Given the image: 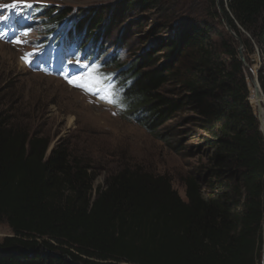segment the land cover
<instances>
[{
    "label": "trees",
    "instance_id": "trees-1",
    "mask_svg": "<svg viewBox=\"0 0 264 264\" xmlns=\"http://www.w3.org/2000/svg\"><path fill=\"white\" fill-rule=\"evenodd\" d=\"M189 1L124 4L167 16L182 12ZM207 5L209 20L178 25L177 42L163 50L177 58L165 71L149 51L123 62L118 45L105 39L111 21L99 8L90 18L72 16L69 9L38 10L49 34L68 28L65 48L99 61L98 86L111 82L113 105L147 132L190 111L194 128L210 136L207 175L218 185L206 194L189 177L184 202L167 177L125 169L107 178L93 197L89 166L64 147L47 155L48 139L30 135L0 113V221L12 232L0 243V264L260 263L264 144L255 91L235 41L213 33L212 23L219 7L245 53L253 55L249 66H259L264 98V0H207ZM242 32L254 37L258 59ZM169 83L177 86L178 99L161 96Z\"/></svg>",
    "mask_w": 264,
    "mask_h": 264
},
{
    "label": "rangeland",
    "instance_id": "rangeland-1",
    "mask_svg": "<svg viewBox=\"0 0 264 264\" xmlns=\"http://www.w3.org/2000/svg\"><path fill=\"white\" fill-rule=\"evenodd\" d=\"M26 2L31 5H52L55 9H69L72 16L76 14L84 18L91 16L99 8V14L110 18V29L104 35L108 43L110 41L118 45L120 59L128 62L149 51L156 55V67L162 71L172 64L175 65L177 55L170 56L163 50L169 43L177 42V33L182 29V26L178 25H184L194 19L200 22L210 18L207 0H190L189 7H184L182 12L167 16L164 12L154 10H128L124 4L126 0ZM12 3L13 0H0V5ZM22 7L11 11L0 9V16L8 17L7 20L0 21L1 114L10 116L15 125L27 130L30 135L48 139L50 144L47 155L52 149L64 147L72 157L76 156L84 166H89V171L95 174L92 183L93 197L96 188H104L107 178L125 169L167 177L171 187L184 202V183L189 177H192L206 194H210V188H217L218 182L211 180L207 175V166L213 154L208 144L210 136L194 128L190 111L177 112L168 123L157 127L155 132H147L133 119L126 118L121 109L102 106L107 100L97 99L95 93L82 87L71 88L68 79L72 78L73 74L46 73L54 67L53 64L45 63V60L43 66H40L42 71L27 65L28 62L23 57L27 56L31 61L37 51L35 38L39 35L41 25L33 20V15L29 16L32 22L24 24L20 21L21 14H15ZM121 7L123 10L120 13ZM26 14L25 12L24 15ZM218 15L220 17L212 23L213 33L228 35L235 41L239 50L238 42L226 30V19L219 9ZM106 22L101 25L104 26ZM242 35L243 39L250 42L258 59V45L254 37L247 32H242ZM216 37L213 39L215 42ZM242 53L249 65L253 61V55L245 53L244 48ZM257 61L258 64L261 63L260 59ZM70 63L77 62L71 60ZM249 68L250 70L245 69L251 77L253 73L258 75L259 66ZM107 88L106 86L100 89V93L109 95ZM160 93L167 99L179 98L175 83L167 84ZM262 99L264 101L263 97ZM259 120L257 110L258 129L264 144ZM9 236H12V232L6 222L1 220L0 243ZM263 254L262 246L259 264L264 258Z\"/></svg>",
    "mask_w": 264,
    "mask_h": 264
},
{
    "label": "snow or ice",
    "instance_id": "snow-or-ice-1",
    "mask_svg": "<svg viewBox=\"0 0 264 264\" xmlns=\"http://www.w3.org/2000/svg\"><path fill=\"white\" fill-rule=\"evenodd\" d=\"M21 6L30 8L32 5L30 3H27L26 0H13V3L10 5H0V9L6 8V9L11 11V10H15L16 8L21 7ZM7 19H8L7 16H0V21L7 20ZM17 42H20V41H17ZM23 59H25L26 62H29L27 56L23 57ZM77 63H79V61H77ZM69 82L74 83L76 86L84 87L86 90L96 89L97 91H99V88L97 86L102 83V77H99L95 73V70L93 69V71L90 72L87 75V77H81L80 80H77V81L70 80ZM101 99H105L109 103L113 102L110 94L101 97Z\"/></svg>",
    "mask_w": 264,
    "mask_h": 264
},
{
    "label": "water",
    "instance_id": "water-1",
    "mask_svg": "<svg viewBox=\"0 0 264 264\" xmlns=\"http://www.w3.org/2000/svg\"><path fill=\"white\" fill-rule=\"evenodd\" d=\"M218 9H219V7H218ZM225 27H226L227 32H229L236 39V41L239 44L238 53H239V59H240V61L242 62V64L244 65L245 68H247V69L250 70L249 65L245 62L244 55L242 53L243 43L238 39V37L236 36V34H234L231 31V28H230V26H229V24L227 22V19H226V22H225ZM252 85H253V88H254V91H255L256 108L258 110V118H259L260 117L259 116V111H260L259 110L260 109L259 100H260V96H263V93H262V91L259 88L258 79H257V76L254 73H253V77H252ZM259 122H260V120H259ZM262 243H263V253H264V220H263V237H262Z\"/></svg>",
    "mask_w": 264,
    "mask_h": 264
},
{
    "label": "clouds",
    "instance_id": "clouds-1",
    "mask_svg": "<svg viewBox=\"0 0 264 264\" xmlns=\"http://www.w3.org/2000/svg\"><path fill=\"white\" fill-rule=\"evenodd\" d=\"M42 7L46 8V9H47V8H48V9H52V10H60V9H55V8H53L52 5H51V6H46V5H43V4H32V6L30 7L28 13L31 14V15H32V14H35V12H38V10H39L40 8H42ZM22 8L24 9V7H22ZM22 8H20L19 11H21ZM19 11H18V12H19ZM18 12H17V13H18ZM35 15H37V13H36ZM44 17H45V16H44V15H41V13L37 15V19L40 20L39 24H40L41 26H42V24L45 25V23H41V20H42V18H44Z\"/></svg>",
    "mask_w": 264,
    "mask_h": 264
},
{
    "label": "bare ground",
    "instance_id": "bare-ground-1",
    "mask_svg": "<svg viewBox=\"0 0 264 264\" xmlns=\"http://www.w3.org/2000/svg\"><path fill=\"white\" fill-rule=\"evenodd\" d=\"M21 67V66H20ZM256 100V98H255ZM259 103H260V111H259V118H260V129H262V132L264 134V101L262 99V97L260 96V100H259Z\"/></svg>",
    "mask_w": 264,
    "mask_h": 264
},
{
    "label": "built area",
    "instance_id": "built-area-1",
    "mask_svg": "<svg viewBox=\"0 0 264 264\" xmlns=\"http://www.w3.org/2000/svg\"><path fill=\"white\" fill-rule=\"evenodd\" d=\"M264 255V254H263ZM261 264H264V258H263V260L261 261Z\"/></svg>",
    "mask_w": 264,
    "mask_h": 264
}]
</instances>
